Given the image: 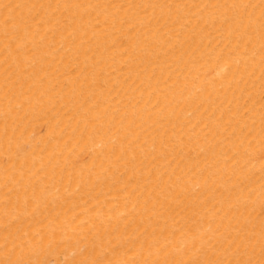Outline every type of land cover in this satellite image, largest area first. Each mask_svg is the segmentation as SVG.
Masks as SVG:
<instances>
[{"label":"bare ground","instance_id":"bare-ground-1","mask_svg":"<svg viewBox=\"0 0 264 264\" xmlns=\"http://www.w3.org/2000/svg\"><path fill=\"white\" fill-rule=\"evenodd\" d=\"M0 264H264V0H0Z\"/></svg>","mask_w":264,"mask_h":264}]
</instances>
